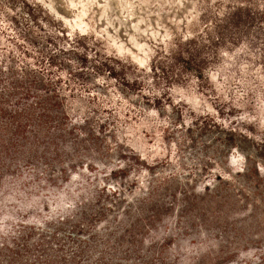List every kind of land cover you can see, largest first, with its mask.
I'll return each mask as SVG.
<instances>
[{
    "label": "rangeland",
    "instance_id": "rangeland-1",
    "mask_svg": "<svg viewBox=\"0 0 264 264\" xmlns=\"http://www.w3.org/2000/svg\"><path fill=\"white\" fill-rule=\"evenodd\" d=\"M23 1L0 0L16 64ZM29 1L142 87L94 89L104 112L86 114L108 126L56 161L23 142L0 150V264H264V18L227 25L263 0ZM185 40L202 44L215 94L185 80L155 104L164 83L144 71Z\"/></svg>",
    "mask_w": 264,
    "mask_h": 264
},
{
    "label": "trees",
    "instance_id": "trees-1",
    "mask_svg": "<svg viewBox=\"0 0 264 264\" xmlns=\"http://www.w3.org/2000/svg\"><path fill=\"white\" fill-rule=\"evenodd\" d=\"M242 6L233 8L227 25L263 21L264 0L256 12ZM19 10L26 19L24 30L12 28L16 36L7 40L18 54L17 64L13 55L7 57V50H0V150L6 152L23 142L56 161L67 139L72 143L83 136L93 138L108 126L101 122L94 128L91 116L86 114L87 105L94 109L91 114L104 112L102 103L93 95L94 89L105 91L113 82L122 90L139 93L142 85L139 79L126 75L128 63L90 47L84 37L71 36L36 3L23 1ZM37 31L42 34L37 35ZM202 48L200 42L185 40L176 50L151 62L144 74H149L152 81L163 82L165 87L163 94L152 98L153 103L169 102L167 92L173 84L185 80L195 81L204 95L215 94L204 68ZM222 182L227 180L206 183L196 191L201 196L211 194ZM33 227L29 223L25 226ZM4 233L0 230L6 238Z\"/></svg>",
    "mask_w": 264,
    "mask_h": 264
}]
</instances>
